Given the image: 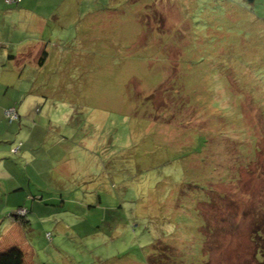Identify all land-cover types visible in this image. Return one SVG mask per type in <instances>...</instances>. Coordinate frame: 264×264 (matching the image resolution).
Masks as SVG:
<instances>
[{"label": "rangeland", "instance_id": "1", "mask_svg": "<svg viewBox=\"0 0 264 264\" xmlns=\"http://www.w3.org/2000/svg\"><path fill=\"white\" fill-rule=\"evenodd\" d=\"M19 1L51 59L0 80V238L28 210L29 264H261L264 0Z\"/></svg>", "mask_w": 264, "mask_h": 264}, {"label": "crops", "instance_id": "2", "mask_svg": "<svg viewBox=\"0 0 264 264\" xmlns=\"http://www.w3.org/2000/svg\"><path fill=\"white\" fill-rule=\"evenodd\" d=\"M2 0H0L1 4ZM22 3V0L19 1V4ZM2 5V4H1ZM19 6V5H18ZM23 6L18 7V11H24ZM17 12L16 9H11L7 12V14H0V77H2L0 80L2 81V85L8 83L7 78L5 76H8L9 74L13 75V72L15 74H24L26 71V67L28 65H31L36 68V66H39L40 68L44 69V67L47 66L48 61L51 59V54L48 53V59L44 64L40 63V58L42 57L43 51L48 52L43 45H36L35 47L29 46L24 47L22 49L20 43H21V34H19V26L23 23H28L27 21L31 22V25H36L38 28L43 30V26L45 24L49 23L46 21L41 15L33 14L30 17H26L30 20H24L23 23L20 21H11V17H14V13ZM40 30V31H41ZM22 32V30H20ZM24 36V35H23ZM24 38V37H23ZM25 40V39H24ZM23 40V43H24ZM15 43H18L16 47V50L11 48L10 45ZM44 48V49H43ZM3 49H5L3 51ZM7 84V85H8ZM21 226L23 225L19 222L13 221V223L9 224V227L5 230V233L0 238V253L9 251V249L17 247L20 250L22 249L24 251L25 255V262L28 263V257H32L30 254V246L26 241L25 238V232H23ZM25 244H27L25 246ZM28 250L25 252V248ZM27 253V255H26Z\"/></svg>", "mask_w": 264, "mask_h": 264}, {"label": "trees", "instance_id": "3", "mask_svg": "<svg viewBox=\"0 0 264 264\" xmlns=\"http://www.w3.org/2000/svg\"><path fill=\"white\" fill-rule=\"evenodd\" d=\"M249 1L251 3L254 2L251 0H249ZM41 56L42 57L40 58V63L44 64L48 59V52L43 51ZM16 113H17V111H16ZM20 208H22V207H20ZM26 211H27V215L23 218L20 215H18V211H16V212L14 211V212L9 214V219L12 221H15V222H19L25 226V225L30 223V221L28 220L29 211L28 210H26ZM160 245H161V243L158 245H155L154 249H157V247ZM260 254L264 257L263 249L260 251ZM149 261H150V264H157V261L154 262V261H151V259ZM0 264H26L25 255L23 254V252L19 248H17V247L11 248V249H9V251L0 253ZM261 264H264V260H263V262H261Z\"/></svg>", "mask_w": 264, "mask_h": 264}, {"label": "built area", "instance_id": "4", "mask_svg": "<svg viewBox=\"0 0 264 264\" xmlns=\"http://www.w3.org/2000/svg\"><path fill=\"white\" fill-rule=\"evenodd\" d=\"M16 1H18V0H16ZM15 113H16V110L6 111V115L9 116L11 119H15V117H17V115Z\"/></svg>", "mask_w": 264, "mask_h": 264}]
</instances>
